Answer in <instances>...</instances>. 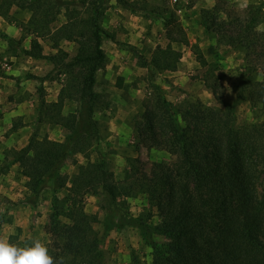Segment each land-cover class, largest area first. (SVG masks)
<instances>
[{
    "label": "trees",
    "instance_id": "obj_1",
    "mask_svg": "<svg viewBox=\"0 0 264 264\" xmlns=\"http://www.w3.org/2000/svg\"><path fill=\"white\" fill-rule=\"evenodd\" d=\"M110 1L0 0V18L7 22L13 7L30 13L23 30L32 38L29 49H22V53L48 60L65 76L54 102H46L43 97L44 79L32 75L28 78L39 83L35 122L61 127L63 139L32 135L26 146L9 152L25 179V205L34 210L43 191L52 194L47 244L51 254L63 256L66 264H107L94 228L98 217L86 213L82 204L84 196L90 194L101 196L105 231L138 229L141 241L151 249L148 264H264V187L260 186L264 177V126L238 125L235 118V109L242 102L259 105L264 111V69L260 81L250 78L258 69V61L264 60V31H257L260 13L254 6H247L244 15L220 22L213 11L203 12L202 24L216 34L217 44L244 53L246 65L232 86L235 102L222 99L214 68L196 48L197 62L206 68L203 83L218 107L200 101L175 106L153 80L155 74L176 70L182 53L172 45L187 44V39L170 6L160 8L166 46L157 47L149 61L136 48L128 50L152 82V93L135 126L136 136L149 147L167 152L170 161L154 163L146 172L138 158L128 157L122 180L115 181L108 158L110 144L95 121L103 101L94 91L96 75L107 64L103 40L122 46L102 26ZM114 1L132 13L144 11L146 5V0ZM61 15L64 23L53 27ZM24 37L16 40L0 31V38L12 50ZM39 39L48 40L55 54L45 56ZM62 41L76 45L74 56L60 48ZM118 81L120 87L121 78ZM67 100L75 103L74 112H64ZM78 154L86 164L79 165L68 179L61 169ZM62 190L66 194L58 198ZM132 192L145 193L149 208L136 218L127 204ZM151 209L159 219L156 224L150 222ZM157 237L164 238L166 244L161 246ZM9 239L21 246L30 242L19 241L17 236ZM131 264L143 263L132 256Z\"/></svg>",
    "mask_w": 264,
    "mask_h": 264
},
{
    "label": "rangeland",
    "instance_id": "obj_2",
    "mask_svg": "<svg viewBox=\"0 0 264 264\" xmlns=\"http://www.w3.org/2000/svg\"><path fill=\"white\" fill-rule=\"evenodd\" d=\"M53 2V0H45ZM141 1V0H130ZM146 0L144 11L132 13L120 8L114 0L110 1L105 11L103 28L113 34L116 42L104 39L102 48L107 56V64L103 71L96 75L94 91L101 95L103 107L95 114V121L103 138L110 144L108 158L115 181H121L127 168L128 157L138 158L149 172L154 163H168L169 154L157 147H149V143L136 136V123L141 121L144 103L152 93L151 80L147 70L142 68L137 58L128 50L134 47L147 60L157 47H165L167 39L163 23L160 20V8L169 5L183 29L187 44H173V48L182 53L177 68L173 72L155 74L153 84L160 86L169 102L175 106L185 102L200 101L209 107H218L211 92L203 83L205 69L197 62L195 49H199L208 65L215 70L221 85L222 99L227 103L235 102L232 91L233 84L238 80L246 61L239 48L218 45L217 36L212 30L203 26V12L210 10L220 22H227L234 17L244 15L245 9L238 5L241 0ZM115 4V5H114ZM247 6H254L260 13L258 32L264 31V0H247ZM118 8L119 11L116 9ZM260 8V9H259ZM10 22L0 18V31L16 40L24 37L21 44H15L14 50L9 49L5 40L0 38V117L2 105L6 110L15 109V113L0 122V235L17 236L19 241H31L39 238L46 245L50 242L48 216L51 211L52 194L49 190L42 192L36 209H31L23 201L27 196L25 179L21 175L18 164L13 163L10 150H19L27 145L30 137L48 138L54 141L63 139L61 127L48 123H36L39 83L29 76L43 80L42 93L46 102L57 100L64 81L53 65L44 59H33L22 53L29 49L32 35L24 31V25L30 13L13 7L10 10ZM65 18L61 15L53 27H59ZM231 28L230 26H225ZM45 56L55 54L48 40L39 39ZM60 48L70 57L76 53V45L71 42H60ZM10 66L6 70L5 66ZM108 66V67H107ZM257 71L250 78L260 81L264 60L256 64ZM121 78L120 87L118 79ZM75 103L66 101L64 112H74ZM18 108H20L18 110ZM238 125L259 123L264 126V111L259 105L242 102L235 109ZM146 144V145H145ZM95 154H93V158ZM82 155L71 157L62 167L61 174L70 179L85 165ZM264 187V177L260 181ZM65 190L57 193L63 198ZM84 211L95 214L98 222L94 225L101 238V250L107 264H131V257L136 256L143 264L151 261V249L143 244L136 227H125L105 231L103 227V210L101 196L87 194L83 198ZM129 213L138 217L149 210L146 194L132 192L127 198ZM152 224L158 223L156 211L151 209ZM157 242L164 246L166 241L157 237ZM15 243V241H14Z\"/></svg>",
    "mask_w": 264,
    "mask_h": 264
},
{
    "label": "clouds",
    "instance_id": "obj_3",
    "mask_svg": "<svg viewBox=\"0 0 264 264\" xmlns=\"http://www.w3.org/2000/svg\"><path fill=\"white\" fill-rule=\"evenodd\" d=\"M241 9L247 7V0H241ZM0 264H66L63 256L51 254L48 246L39 238L32 239L24 246L0 235Z\"/></svg>",
    "mask_w": 264,
    "mask_h": 264
},
{
    "label": "crops",
    "instance_id": "obj_4",
    "mask_svg": "<svg viewBox=\"0 0 264 264\" xmlns=\"http://www.w3.org/2000/svg\"><path fill=\"white\" fill-rule=\"evenodd\" d=\"M115 5V4H114ZM117 11H119L118 10V8L116 9ZM5 33V32H4ZM105 44V41H103V45ZM108 67V66H107ZM2 116L0 117V122H3V121H5L6 119H7V117H11L12 115H14L15 113H20L19 111V109L20 108H18V112H16V111H14L15 109H11V110H6L7 109V107H5L4 105H2Z\"/></svg>",
    "mask_w": 264,
    "mask_h": 264
},
{
    "label": "built area",
    "instance_id": "obj_5",
    "mask_svg": "<svg viewBox=\"0 0 264 264\" xmlns=\"http://www.w3.org/2000/svg\"><path fill=\"white\" fill-rule=\"evenodd\" d=\"M6 70H10V66L6 65L5 66Z\"/></svg>",
    "mask_w": 264,
    "mask_h": 264
}]
</instances>
